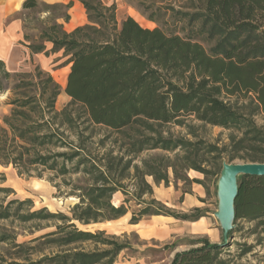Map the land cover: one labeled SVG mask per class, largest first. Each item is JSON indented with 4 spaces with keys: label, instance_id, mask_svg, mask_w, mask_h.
Instances as JSON below:
<instances>
[{
    "label": "trees",
    "instance_id": "obj_1",
    "mask_svg": "<svg viewBox=\"0 0 264 264\" xmlns=\"http://www.w3.org/2000/svg\"><path fill=\"white\" fill-rule=\"evenodd\" d=\"M80 2L88 23L68 32L52 21L40 35L43 42L28 45L33 53L62 51L67 57L64 92L70 101L62 109L55 106L60 86L49 72L36 67L12 73L0 60V92L10 91V110L0 126V166L11 165L27 176L48 172L49 180H59L56 186L77 198L69 215L45 207L33 210L29 198L0 201V223L39 230L42 221H60L55 230L21 243L15 241L14 227L0 225V243L17 248L21 260L7 264H112L125 246L102 239L103 231L79 229L74 221L113 220L130 209L131 224L152 215L187 219L153 197L148 176L167 185L171 170L175 180L203 184L190 180L187 171L218 176L224 160L264 162V129L254 119L264 112V0H172L168 6L181 32L144 27L129 15L118 24L114 3ZM39 5L38 0H24L22 8ZM41 5L60 9L71 2ZM200 39L210 46L205 48ZM189 119L224 128L228 141L219 146L164 134V125L176 124L195 137ZM150 151L154 153L137 162ZM205 154L213 155L214 169L203 164L209 161ZM5 180L0 171V195L7 197L14 191L1 185ZM117 192L124 198L116 204L112 198ZM238 219L255 220L264 232L263 176L238 177L233 223ZM36 241L61 250L34 260L30 254L36 246L29 243ZM88 241L113 246L68 248ZM201 243L176 253L170 264L210 263L211 252L220 246L207 239ZM24 250L26 254H18Z\"/></svg>",
    "mask_w": 264,
    "mask_h": 264
},
{
    "label": "rangeland",
    "instance_id": "obj_2",
    "mask_svg": "<svg viewBox=\"0 0 264 264\" xmlns=\"http://www.w3.org/2000/svg\"><path fill=\"white\" fill-rule=\"evenodd\" d=\"M40 5L33 9L19 8L8 13L3 23L0 25V59L3 60L6 70L9 72L29 73L34 72L36 67L51 74L60 86V93L56 98L55 106L58 110L62 109L70 101L65 94L64 87L70 64H67L62 51L45 56L43 53H33L28 47L29 44H39L43 41L40 38L42 31L51 24L52 21L61 23L64 30L72 31L75 27L88 23L86 10L80 0H38ZM104 5L115 4L116 20L119 24L126 16H132L139 24L144 27H160L165 30L179 31L181 26L178 17L172 15L170 6L172 0H100ZM71 2L69 8L44 9L41 3L53 5L57 3L67 4ZM177 8L178 6H174ZM67 14L65 21L61 16ZM152 16L154 20L148 17ZM183 34V33H180ZM201 44L208 48V41L200 39ZM50 48V44L46 43ZM8 81H3L6 85ZM12 82L9 81V85ZM10 91L0 92V126L3 124L2 118L9 113L10 105L8 98ZM256 123L264 129V112H259L254 116ZM195 126L194 133H188V129L176 124H167L162 127L164 134L173 136H183L190 140L203 139L210 143H217L222 146L228 141V131L219 126L202 125L196 120H187ZM98 134H103L102 130L95 129ZM99 136L97 135V138ZM154 151L142 153L140 158ZM157 153H163L157 151ZM170 156H172L170 154ZM207 161H203L207 168L214 169L216 164L213 155L205 154ZM220 162V161H219ZM223 162H226L225 160ZM232 162H241L234 160ZM211 169V170H212ZM0 171L5 172L6 180L1 185L9 186L13 189L7 197L0 195V201L8 198H29L32 200V209L45 207L50 212H62L70 214L71 207L77 202V198L67 195L64 186L58 188L55 182L51 181L48 172H43L41 177L27 176L18 174L17 170L11 165L0 166ZM169 183L163 182L155 184L152 177L147 180L152 184L153 197L162 202L169 210L188 215L187 219L174 218L172 216H147L131 224L130 209L124 217L105 220L95 224H78L76 226L82 230L91 232L103 231L102 239L109 242H117L125 247L119 251L112 264H170L174 255L178 252H186L202 246L201 240L207 239L209 243H216L220 246L217 252H211L210 263L203 264H264V232L260 226H256V221L238 219L234 222V227L224 238L218 219L214 215L217 210V175L209 174L207 177L203 173L190 169L187 175L190 180H203V184L194 181L175 180L171 170L168 171ZM201 197H199V195ZM124 196L117 192L113 195V202L119 203ZM196 200V203H195ZM199 201V202H197ZM193 203L197 204L195 209ZM132 208H136L135 206ZM169 217V218H167ZM205 220L202 232L193 222ZM59 220L42 221L39 230L31 229L29 225L8 222H1V226L8 228L14 227L16 232V242H28L33 237L55 230ZM30 229L33 230L30 233ZM100 238V239H101ZM43 241L29 243L36 246L35 252L30 254L34 260L43 255H50L61 250V248L51 246ZM113 245L103 244L99 241H88L73 245L68 248L78 247L84 250H105ZM65 249V248H62ZM18 249L8 244L0 243V264H7L11 260L21 261L16 258L15 253ZM29 248L27 252H31ZM26 250L18 254H26Z\"/></svg>",
    "mask_w": 264,
    "mask_h": 264
},
{
    "label": "water",
    "instance_id": "obj_3",
    "mask_svg": "<svg viewBox=\"0 0 264 264\" xmlns=\"http://www.w3.org/2000/svg\"><path fill=\"white\" fill-rule=\"evenodd\" d=\"M241 175L264 177V162L222 163L217 180L218 205L214 215L218 219L224 238L234 227V200L238 190V177ZM95 223L100 222H92Z\"/></svg>",
    "mask_w": 264,
    "mask_h": 264
},
{
    "label": "crops",
    "instance_id": "obj_4",
    "mask_svg": "<svg viewBox=\"0 0 264 264\" xmlns=\"http://www.w3.org/2000/svg\"><path fill=\"white\" fill-rule=\"evenodd\" d=\"M23 1L24 0H0V25L3 23V19L8 13L13 12L19 8H22ZM198 195L199 197H201L200 194ZM195 203H196V200H195ZM195 203H193L194 207L198 208L197 204ZM192 224H195L196 226L194 227H197L199 231L202 232L204 225L206 223H205V220H198L197 222H193Z\"/></svg>",
    "mask_w": 264,
    "mask_h": 264
}]
</instances>
